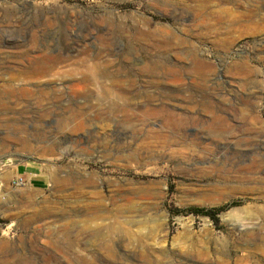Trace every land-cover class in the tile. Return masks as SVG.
I'll return each mask as SVG.
<instances>
[{
	"label": "rangeland",
	"instance_id": "1",
	"mask_svg": "<svg viewBox=\"0 0 264 264\" xmlns=\"http://www.w3.org/2000/svg\"><path fill=\"white\" fill-rule=\"evenodd\" d=\"M261 13L0 0V264H264V167L242 179L264 161ZM30 162L39 189L13 183Z\"/></svg>",
	"mask_w": 264,
	"mask_h": 264
},
{
	"label": "bare ground",
	"instance_id": "2",
	"mask_svg": "<svg viewBox=\"0 0 264 264\" xmlns=\"http://www.w3.org/2000/svg\"><path fill=\"white\" fill-rule=\"evenodd\" d=\"M261 14H264V13H261ZM47 58V57H46ZM45 59V58H44ZM43 59V64L47 67V68H50L49 66H47V65H49L48 63H49V60H50V58H49V60L48 59H46V60H44ZM52 61V60H51ZM39 63V62H38ZM11 67V66H10ZM44 67V66H43ZM52 67V66H51ZM40 68V67H39ZM39 68H37V69H39ZM36 69V68H35ZM43 69V68H42ZM7 70V69H6ZM39 71H40V69H39ZM6 72V71H5ZM37 74H39L38 72H37V70L35 71ZM34 72V73H35ZM41 72V71H40ZM60 72V71H59ZM31 75L33 76V74L31 73ZM30 75V76H31ZM107 75V74H106ZM94 77V76H93ZM21 79V78H20ZM26 79V78H25ZM27 80V79H26ZM7 81V80H6ZM14 81V79H12V82ZM23 84V83H22ZM4 85H5V88H7V89H10V90H14V88H13V85H14V83H11V82H5V80H4ZM24 89V88H23ZM22 89V90H23ZM117 89V88H116ZM9 91V90H8ZM27 91V90H26ZM25 92V91H24ZM21 93V92H20ZM29 93V92H28ZM14 94H16V93H14ZM27 94V93H26ZM10 97L12 96V95H9ZM215 122V121H214ZM216 125H217V127L219 128H222L223 127V123H221V122H219V123H215ZM250 155V152L249 151H244V152H241V153H239L238 154V156H237V158L239 157V159L241 158V159H246L248 156ZM256 155H257V153H256ZM255 160H257V159H255ZM248 167H250V169L248 168ZM262 167H264V161H261V160H259V161H255V163H254V166H247V170H248V172L246 171V174H244L243 176H242V179L243 180H254V181H257L259 178L258 177H260L261 175H259V174H261L260 172L259 173H256V170L257 169H263ZM258 171H260V170H258ZM257 171V172H258ZM240 172V171H239ZM244 172V171H243ZM263 175V174H262ZM235 178H237V176H235ZM261 179V178H260ZM263 181H264V179H262ZM249 222L247 223L248 225L250 224V225H252V226H248L247 228H250L251 230L252 229H255V227L256 226H253L254 224H253V222L251 221L252 219H247ZM243 227H244V225H242ZM246 228V227H245ZM249 229V230H250ZM252 232V231H251Z\"/></svg>",
	"mask_w": 264,
	"mask_h": 264
},
{
	"label": "crops",
	"instance_id": "3",
	"mask_svg": "<svg viewBox=\"0 0 264 264\" xmlns=\"http://www.w3.org/2000/svg\"><path fill=\"white\" fill-rule=\"evenodd\" d=\"M16 174L28 181L33 189H39L45 183V174L34 162L18 165Z\"/></svg>",
	"mask_w": 264,
	"mask_h": 264
},
{
	"label": "trees",
	"instance_id": "4",
	"mask_svg": "<svg viewBox=\"0 0 264 264\" xmlns=\"http://www.w3.org/2000/svg\"><path fill=\"white\" fill-rule=\"evenodd\" d=\"M222 210H224V208H218V209L189 208V209H186L182 212L214 218L215 213L222 211Z\"/></svg>",
	"mask_w": 264,
	"mask_h": 264
},
{
	"label": "built area",
	"instance_id": "5",
	"mask_svg": "<svg viewBox=\"0 0 264 264\" xmlns=\"http://www.w3.org/2000/svg\"><path fill=\"white\" fill-rule=\"evenodd\" d=\"M15 185H23L26 183V180H24V178L22 177H17L14 182Z\"/></svg>",
	"mask_w": 264,
	"mask_h": 264
}]
</instances>
